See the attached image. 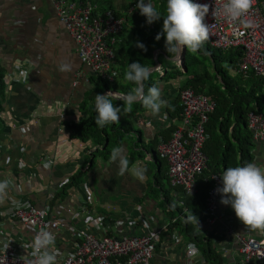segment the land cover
<instances>
[{
    "label": "crops",
    "instance_id": "crops-1",
    "mask_svg": "<svg viewBox=\"0 0 264 264\" xmlns=\"http://www.w3.org/2000/svg\"><path fill=\"white\" fill-rule=\"evenodd\" d=\"M155 24L156 21L151 26L145 22L140 26L135 20L124 23L112 61L116 72L114 80L108 83L109 87H105L95 83L97 76L80 61L74 40L59 20L50 0H0V65L10 76L4 104L9 113L0 133V180L12 181L8 197L0 204V210L6 213L19 201H29L41 207L50 195L57 198L60 185L70 176L83 170L80 184L68 189L64 196L62 203L67 207L78 210L86 205L92 213L111 212L112 216H119V211H125L137 221L136 224L146 227L144 231L169 224L156 247L152 264H203L204 259L205 264H213L206 260L200 247L194 243V238L192 240L184 230L190 212L198 218L200 228L194 222H189V225L206 238L204 242L217 252L221 264H230L238 254L236 235L262 239L264 230L244 227L231 206L220 203V194L217 205L222 217L211 227L205 225L204 208L201 211L191 210L186 215L177 212L176 208L171 211L170 204L180 206L182 194L179 189L169 185L166 163L159 158L153 137L157 132L168 137L171 128L178 125V120L168 115L169 106L162 108L158 115H152L144 107L133 109V105L130 113H123V118L131 122L132 130L138 136H133L134 140H129V144L126 140L119 146L125 149L129 159L130 170L124 175L119 174L118 163H113L110 157L104 159L96 156L93 165L88 167L86 158L98 145L90 140L83 142L70 137L66 128V122H78L86 116L79 104L86 93L95 87L102 88L98 93L101 95L106 94L104 92L108 88L107 93L111 90L125 93L122 89L129 82L124 78L127 61L136 52L140 53L141 49L136 47V43L143 44L144 41L139 32L145 27L148 33ZM155 51L153 49V57ZM67 61L72 62V70L66 73L59 71L61 63ZM166 68L167 71L175 69L168 64ZM22 70H26L25 76L24 72L20 73ZM152 81L162 89V98L168 103L174 101L176 108L179 104L178 90L183 85L184 77L171 78L159 74L152 77ZM151 86L145 84L146 93ZM134 87L131 84L128 90ZM231 129L232 124L228 128L229 134ZM130 131L124 133L128 135ZM251 152L252 162L264 165V140L255 142ZM49 155L54 157V162L46 167L40 157ZM137 164L147 169L143 182L131 174V168ZM158 178L162 185L157 182ZM137 205H140L139 209ZM179 220L181 222L177 223ZM228 227L233 231H229ZM3 228L13 233L28 234L20 224L3 225ZM111 231L120 233L119 230V233ZM133 232L139 233L140 229L137 231L136 228ZM189 242L199 250V257H193L191 261L184 251ZM249 262L264 264V259Z\"/></svg>",
    "mask_w": 264,
    "mask_h": 264
},
{
    "label": "built area",
    "instance_id": "built-area-1",
    "mask_svg": "<svg viewBox=\"0 0 264 264\" xmlns=\"http://www.w3.org/2000/svg\"><path fill=\"white\" fill-rule=\"evenodd\" d=\"M51 2L59 20L74 40L80 61L95 76L113 82L116 72L111 68L114 52L110 44L114 43V35L121 29L124 18L116 16L111 10L93 14L95 5L90 1ZM193 2L209 5V13L205 17V23L210 28L209 43L221 49L242 46L245 55L241 69L264 76V0H254L249 13L235 22L214 15L223 0ZM132 9L139 11L136 5ZM247 21L251 22V26H245ZM158 52L156 49L155 53ZM20 73L25 76L26 71ZM179 101L182 108L179 124L168 137L161 132L154 133L153 137L158 156L166 163L169 184L178 187L185 195H193L198 190L197 178L206 168L208 160L203 146L209 138L206 124L215 102L208 95L195 93L191 88H183L179 92ZM246 123L254 141L264 139V114L249 111ZM40 159L46 167L54 162L51 155L41 156ZM220 174L213 172L210 175L211 185L204 201L206 227H211L222 217L217 205L219 193L215 191L222 187ZM62 202L50 195L41 207L29 201H19L6 213L0 210V264H28L32 259L29 254L33 251L31 244L34 235L41 228L55 234L53 250L57 253V264H152L156 247L169 226L164 224L160 228L144 231L145 226L136 224L137 221L125 211H119V216H112L111 212L92 213L86 205L72 210ZM180 205L183 206V213H186L183 201H180ZM139 208L140 205H137ZM142 219L146 220L145 217ZM13 224H20L28 234L13 233L3 228V225ZM136 228L137 231L140 229L139 233L133 232ZM228 229L233 231L231 227ZM111 230L116 233L119 230L120 233L114 234ZM236 236L238 254L230 264H250L249 260L252 259L263 261L264 238ZM189 244L194 245L189 242L184 251L191 261L193 257H199V250L195 246L196 254L189 255ZM203 261L205 264V259Z\"/></svg>",
    "mask_w": 264,
    "mask_h": 264
},
{
    "label": "trees",
    "instance_id": "trees-1",
    "mask_svg": "<svg viewBox=\"0 0 264 264\" xmlns=\"http://www.w3.org/2000/svg\"><path fill=\"white\" fill-rule=\"evenodd\" d=\"M92 1L96 2L99 7L98 11L110 8L114 11L116 16H121L126 15L128 5L134 0H123L119 6H117L115 2H111V0ZM153 1L155 7L161 14V18L157 20L156 24L151 29V34L145 32V27L143 28L144 30L139 32L140 38L144 39L143 45H145L147 51L141 49L140 53L136 52L134 54L135 56L133 55V57L128 59L127 67L132 62H139L144 66L150 67L154 63L152 55L153 49H160L162 53L157 55V60L166 70L164 76L171 78L175 76H183L184 81L181 87H190L197 93H205L215 101V108L210 114L209 120L206 124L209 138H207L204 143L203 150L208 160L206 168L202 170L197 178L198 190L193 195H185L181 193V201H183L184 206L187 208V212L183 213L182 205L177 206L174 205L175 203H173V205L170 204L168 197L165 196L166 202L171 206V211H173V208H176L178 210L177 212L186 215L191 210L201 211L204 208L206 192L211 185L210 175L213 172L223 173L228 167H235L238 165L243 166L245 163L252 162L251 151L254 144L251 139V133L246 125V115L248 111L256 110L257 112H264V77L251 74L247 77L248 84L246 85L243 84L242 81H238L236 77L229 74L228 68L236 66L240 50L215 49L209 45L208 41L202 45L198 53H204L210 56L213 63V71L209 72L207 68L208 66L204 63H200L198 58L188 50H186L182 62L183 67H186L187 71L182 72L178 69L167 71L166 57H170L173 54L166 51L163 36H161L160 40L155 39L156 35L162 30L163 17L166 15L167 0ZM127 19L139 22L140 26L144 25L146 20V18L136 13H131L128 15ZM117 35L119 37L121 31ZM151 75L149 79L145 81V84L154 85ZM211 76H213L212 79ZM9 77V75L5 74L4 69L0 65V133L3 132L4 123L7 122L6 114L9 113L4 106L7 99L6 88L8 83L7 79ZM213 79L220 82L219 86L213 84ZM94 80L99 86L104 85L105 87H109V82L106 80H102L101 78H95ZM131 84L133 83L127 82L126 87L122 89V91L128 93ZM120 85L122 86V84H118L117 86ZM117 86L114 85V87ZM101 90L102 88L95 87L83 97L79 106L85 112V117L78 122H66V128L70 137L79 139L83 142L90 140L93 144L102 146V148L97 146L96 150L91 152L89 157L86 158L91 165H93L96 156H101L104 159L109 158L111 150L123 144L124 132L133 129L131 122L127 119L122 121L119 120V123L108 124L103 128L95 124L96 112L93 101L95 100L96 94L101 92ZM145 94H147L146 90ZM113 103L115 106H123V102L113 101ZM168 106L167 110L169 116L180 120L182 115V109L180 106L178 105L175 108L174 101L168 103ZM139 107L142 108L143 105L139 102L133 104V109ZM231 124L233 125L231 133L229 134L228 128ZM106 139L108 142L105 145ZM82 176L83 170H78L70 176L66 182L61 184L60 189L57 192V199L63 201L68 189L80 184ZM157 182L160 183L159 178ZM160 185H162V183H160ZM177 189L179 188L177 187ZM0 220H2L1 217ZM180 222V220L177 221V223ZM189 224V222L184 223V230H186L191 239L194 238V243L200 247L206 260H209L213 264H221L220 256L217 252L207 242H204L206 238L195 232L193 227Z\"/></svg>",
    "mask_w": 264,
    "mask_h": 264
},
{
    "label": "clouds",
    "instance_id": "clouds-1",
    "mask_svg": "<svg viewBox=\"0 0 264 264\" xmlns=\"http://www.w3.org/2000/svg\"><path fill=\"white\" fill-rule=\"evenodd\" d=\"M67 1H74L76 3L90 1L91 4L95 5L92 10L93 14H102L106 10H111L110 8H106L102 11H98L99 7L97 6L96 2L92 0ZM146 1L147 2H145V0L132 1L126 10L127 16L121 15L124 18L122 27L118 32L115 33L114 43L110 44L114 52V56L111 60L112 69V61L116 54L115 46H117V43L120 40L117 34L122 31L124 23H127L128 15L131 13H136L140 16H143L146 18L145 22L149 26L161 18V14L155 7L154 1ZM253 2L254 0H223V3L220 5V7L215 9L214 15L218 17H224L233 22L242 20V18L249 13L253 6ZM135 5L139 11L136 9L130 10V8L132 6L135 7ZM111 11L114 13L113 10ZM208 13V4L194 3L193 0H167L166 15L163 17L162 30L156 35L155 39L160 40L161 36L164 37L166 51L168 53L174 54L173 56L166 57V60L173 61L175 63L174 68L176 70L178 69L184 72V67L182 65L183 61H180L179 59V57L184 52V49L189 50L192 53H196L201 49L202 45L206 41L209 43L208 39L210 38V28L209 25L205 23V17ZM245 26H251V22H245ZM209 45L212 46L210 43ZM136 47L142 49L143 51H147L145 45L142 43L137 42ZM214 48L220 50H240L237 64L234 67L235 72L242 74L243 78H247L251 74L256 75L252 71H244L241 69L242 59L245 55L242 46H231L227 49ZM158 50L159 52L155 53L153 57L154 63L152 65L154 66L156 64L154 67H152V65L150 67L144 66L139 62H132L128 65V69L125 72L124 78L126 81L132 82L135 87L132 88L127 94L114 92V90H111L112 92L110 91L107 93L110 88L106 89V92H104L106 94H96L94 101L96 112L95 124L97 126L103 128L108 124L119 123L121 113H130L132 111V105L137 102L141 103L143 107L149 110L152 115H158L162 108L168 106V102L162 98V89L160 87L152 85L148 88L147 94H145V81L149 79L153 69L159 71L161 76H163L166 71L165 68L163 70L162 64L157 60V55L162 53L160 49ZM175 56L177 58L172 60V58ZM72 67L73 65L71 61L62 62L59 67V71L65 73L70 72ZM97 78L99 77L97 76ZM183 88L190 87H180L178 90L177 101L179 106V92ZM117 100L123 102L122 108L114 105L113 101ZM212 100L214 101V99ZM254 112L257 111L254 110ZM258 113L264 114V112ZM175 126H173L172 129ZM171 131L172 130H170V132ZM249 132L251 133L250 130ZM252 141L253 144L257 142L253 139ZM110 159L113 163H118L120 175H124L125 173L129 172V159L123 147L118 146L113 148L111 150ZM146 172L147 169L146 167L142 166V164H137L131 168V174L141 182L146 179ZM220 178L222 187H219L215 190L221 195L220 203L223 205H230L235 213L236 218L244 225V227L254 230H264V165H257L256 163L248 162L243 166L238 165L235 167H228L223 171L222 174H220ZM11 186V180H0V204L5 202ZM186 222H194L200 228L199 220L192 212L187 215ZM55 239L56 237L53 232L47 230L46 228H41L34 235L31 244L33 251L29 254L32 259L28 261V264H57V253L53 250L55 247ZM188 249L189 255H195L197 252V249L193 244H189Z\"/></svg>",
    "mask_w": 264,
    "mask_h": 264
},
{
    "label": "rangeland",
    "instance_id": "rangeland-1",
    "mask_svg": "<svg viewBox=\"0 0 264 264\" xmlns=\"http://www.w3.org/2000/svg\"><path fill=\"white\" fill-rule=\"evenodd\" d=\"M111 2H115L116 3V5L117 6H119L120 4H121V2H122V0H111ZM128 20H131V19H128ZM148 33H150L151 34V29H149L148 30ZM189 51V50H188ZM192 53V52H191ZM193 55H195L197 58H198V60L200 61V63H204V64H206L208 67V71L209 72H211V71H213V63H212V61H211V58H210V56L209 55H207V54H204V53H198V52H196V53H192ZM167 61H169L168 63H166V64H168V65H172L173 67H175V63L173 62V61H171V60H167ZM228 72H229V74L231 75V76H234V77H236V79L238 80V81H242L243 83H245V84H248V80H247V78H243V76L241 75V74H238V73H236L235 72V69H234V67H229L228 68ZM159 74H160V72L159 71H153L152 72V76H153V78H155V77H158L159 76ZM213 78V76H211V79ZM212 82H213V84L214 85H217V86H219V84H220V82L218 81V80H212ZM8 84V83H7ZM118 107H121V106H118ZM122 108V107H121ZM124 116H123V112L121 113V116H120V121H122V120H124V118H123ZM231 117V116H230ZM125 134V133H124ZM123 134V143L127 140L128 142H127V144H129V140H134V137L133 136H129V134L128 135H124Z\"/></svg>",
    "mask_w": 264,
    "mask_h": 264
},
{
    "label": "water",
    "instance_id": "water-1",
    "mask_svg": "<svg viewBox=\"0 0 264 264\" xmlns=\"http://www.w3.org/2000/svg\"><path fill=\"white\" fill-rule=\"evenodd\" d=\"M185 51H186V49H184V52H183L182 55L179 57L180 61H183V59H184V55H185ZM176 58H177V57L175 56V57L172 58V60H175ZM183 71H184V72L186 71V67H184ZM129 134L132 135V136H134L135 138L138 137V136H137V133H136L134 130H131ZM107 142H108V140L106 139V140H105V145L107 144ZM89 165L92 166V165L90 164V162L88 163V166H89Z\"/></svg>",
    "mask_w": 264,
    "mask_h": 264
},
{
    "label": "flooded vegetation",
    "instance_id": "flooded-vegetation-1",
    "mask_svg": "<svg viewBox=\"0 0 264 264\" xmlns=\"http://www.w3.org/2000/svg\"><path fill=\"white\" fill-rule=\"evenodd\" d=\"M157 149V148H156ZM158 153V152H157ZM163 160V159H162Z\"/></svg>",
    "mask_w": 264,
    "mask_h": 264
}]
</instances>
